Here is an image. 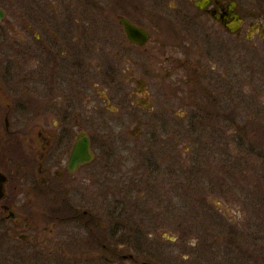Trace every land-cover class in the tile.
<instances>
[{"label":"flooded vegetation","instance_id":"1","mask_svg":"<svg viewBox=\"0 0 264 264\" xmlns=\"http://www.w3.org/2000/svg\"><path fill=\"white\" fill-rule=\"evenodd\" d=\"M237 39L264 47V0H0V234L39 251L51 213L54 224L83 221L98 240L106 217L95 198L122 195L127 177L128 194L140 187L139 165L127 169L121 147L167 130L149 118L181 116L173 102L230 100ZM81 141L89 154L75 160ZM44 198L58 207L41 211ZM114 210L118 228L130 224L133 207Z\"/></svg>","mask_w":264,"mask_h":264},{"label":"rangeland","instance_id":"2","mask_svg":"<svg viewBox=\"0 0 264 264\" xmlns=\"http://www.w3.org/2000/svg\"><path fill=\"white\" fill-rule=\"evenodd\" d=\"M244 43L236 40L230 100L225 92L224 101L204 99L202 108L173 102L172 109L185 111L181 116L149 118L156 126L168 121L167 130L134 141L136 147H121L127 169L139 165L140 187L128 194L127 177L122 195L92 202L98 217L107 219L105 229L99 224L93 230L98 240L106 234V247L92 239L83 221L54 224L48 213L51 219L39 223V251L0 234V264H264V47ZM203 105L215 109V117ZM197 109L202 113L196 116ZM154 152L160 167L151 165ZM157 174L166 175L165 182L148 183ZM40 205L47 212L59 204L44 198ZM115 207L126 213L134 208L126 227H117ZM117 250L123 254L114 255Z\"/></svg>","mask_w":264,"mask_h":264},{"label":"water","instance_id":"3","mask_svg":"<svg viewBox=\"0 0 264 264\" xmlns=\"http://www.w3.org/2000/svg\"><path fill=\"white\" fill-rule=\"evenodd\" d=\"M81 145H82V148H81ZM85 151V152H84ZM83 151V143L82 141L81 142H78L75 146V149H74V152H73V158L76 160V159H79L85 154H89V151L88 150H84ZM81 153V154H80ZM4 180H5V177L0 173V199L3 197V194H4Z\"/></svg>","mask_w":264,"mask_h":264}]
</instances>
